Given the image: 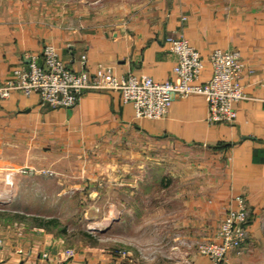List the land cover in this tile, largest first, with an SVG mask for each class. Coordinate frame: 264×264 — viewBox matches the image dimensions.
I'll use <instances>...</instances> for the list:
<instances>
[{
    "label": "crops",
    "instance_id": "obj_1",
    "mask_svg": "<svg viewBox=\"0 0 264 264\" xmlns=\"http://www.w3.org/2000/svg\"><path fill=\"white\" fill-rule=\"evenodd\" d=\"M97 3L0 0V81L47 43L76 70L84 55L91 74L111 67L118 78L174 80L167 38L183 34L205 60L200 80L212 75V50H239L248 97L233 103L232 124L208 122L203 94L174 98L156 119L137 117L118 91H87L68 107L45 106L35 92L0 100V170L17 166L5 164V150L43 151L45 166L64 169V177L74 174L68 169L82 172L77 177L95 187L93 197L105 196L101 185L109 184L107 213L115 223L129 221L126 230L145 233L72 257L44 230L0 238V264H211L196 243L214 237L238 196L247 201L248 236L220 264H264V0ZM89 167L96 173L87 174ZM127 198L139 205L118 208ZM125 216H136L134 226ZM142 246L157 248L154 259L137 250Z\"/></svg>",
    "mask_w": 264,
    "mask_h": 264
},
{
    "label": "built area",
    "instance_id": "obj_2",
    "mask_svg": "<svg viewBox=\"0 0 264 264\" xmlns=\"http://www.w3.org/2000/svg\"><path fill=\"white\" fill-rule=\"evenodd\" d=\"M167 41L176 60L172 73L174 80L160 82L148 75L138 77L132 74L118 78L111 67L104 68L102 73L91 74L86 68L84 55V67L76 70L61 58L57 46L47 43L40 55L30 57L28 65L15 68L12 76L0 81V100L8 98L14 91L27 95L35 92L45 106L68 107L76 105L87 91H118L124 102L134 105L137 117L156 119L166 116L174 98L203 94L208 103L207 120L210 124L234 123L237 110L233 103L248 97L241 84L245 64L240 51L212 50L209 56L212 75L200 80L205 60L199 50L183 34L169 36ZM236 203L237 208H231L225 214L215 239H204L197 245L198 252L209 257L211 264L223 262L229 251L240 249L247 239V201L238 196ZM64 255L74 256L72 250L64 251Z\"/></svg>",
    "mask_w": 264,
    "mask_h": 264
},
{
    "label": "rangeland",
    "instance_id": "obj_3",
    "mask_svg": "<svg viewBox=\"0 0 264 264\" xmlns=\"http://www.w3.org/2000/svg\"><path fill=\"white\" fill-rule=\"evenodd\" d=\"M58 1V0H57ZM85 2L112 1L116 4L135 2L137 0H84ZM99 4V3H97ZM52 158V157H51ZM76 158V154H74ZM5 164L0 170V238H26L31 235L41 234L44 230L52 236L57 244L58 251L72 250L73 254L90 252L93 247L114 249L110 244H116L118 240H139L144 231L126 230L129 221L115 223L113 215L107 213L110 201L105 197L109 184H102L101 190L105 196L93 197V185L82 184V174L77 169H68L67 173L73 172L69 178L64 177L59 167L49 168L45 166L47 158L43 151H27L21 148L5 150L3 152ZM53 159V158H52ZM87 174L96 173L92 167L86 168ZM77 171V172H76ZM138 206L137 199H121L117 202L118 208L123 204ZM17 215H23L19 218ZM136 216H125L130 220V225L136 221ZM35 218H57L58 225L46 229L38 227ZM138 218V216H137ZM123 220V219H121ZM137 222V221H136ZM125 223V224H124ZM112 224V225H111ZM124 226V227H123ZM220 226V225H219ZM219 228V227H218ZM218 230V229H217ZM215 235L211 239H215ZM204 240V239H201ZM196 243V249L198 243ZM116 249L128 250L127 247ZM134 249V248H132ZM142 254L156 256L155 247L137 248ZM198 251V249H197ZM248 252V251H247ZM201 254V253H200Z\"/></svg>",
    "mask_w": 264,
    "mask_h": 264
},
{
    "label": "trees",
    "instance_id": "obj_4",
    "mask_svg": "<svg viewBox=\"0 0 264 264\" xmlns=\"http://www.w3.org/2000/svg\"><path fill=\"white\" fill-rule=\"evenodd\" d=\"M19 218H24L23 215H17ZM35 223L38 227L46 229L53 225H58L60 222L57 218H49V219H42V218H35Z\"/></svg>",
    "mask_w": 264,
    "mask_h": 264
}]
</instances>
